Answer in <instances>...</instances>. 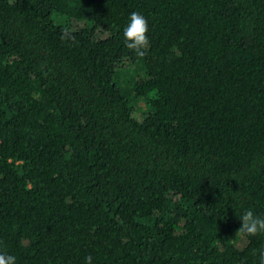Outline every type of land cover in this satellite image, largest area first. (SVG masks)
Listing matches in <instances>:
<instances>
[{"label": "trees", "instance_id": "trees-1", "mask_svg": "<svg viewBox=\"0 0 264 264\" xmlns=\"http://www.w3.org/2000/svg\"><path fill=\"white\" fill-rule=\"evenodd\" d=\"M247 210L264 216V0H0V253L260 264L264 233L236 242Z\"/></svg>", "mask_w": 264, "mask_h": 264}, {"label": "clouds", "instance_id": "clouds-1", "mask_svg": "<svg viewBox=\"0 0 264 264\" xmlns=\"http://www.w3.org/2000/svg\"><path fill=\"white\" fill-rule=\"evenodd\" d=\"M129 20L130 22L122 33L124 44L128 49L134 50L137 55L142 56L149 47L148 22L143 15L137 12L131 13ZM239 218L242 220V226L237 234L243 237L264 233V216H257L252 210H247ZM0 264H16L15 257L0 253ZM86 264H92L91 256L86 257ZM260 264H264V252L260 254Z\"/></svg>", "mask_w": 264, "mask_h": 264}, {"label": "rangeland", "instance_id": "rangeland-1", "mask_svg": "<svg viewBox=\"0 0 264 264\" xmlns=\"http://www.w3.org/2000/svg\"><path fill=\"white\" fill-rule=\"evenodd\" d=\"M56 19H59V18H57L56 17ZM64 22H65V18H61ZM61 20V21H62ZM68 24L70 25V26H80L81 24H82V21H80V20H76V19H69L68 20ZM102 34V33H101ZM130 71V70H129ZM129 71H127V70H121L120 71V74H119V76H120V79H121V81L124 79V77L125 76H127V73L129 72ZM141 104H142V101L139 99V100H137V102H135L132 106H133V114H134V116H136V117H138V118H140L141 117V113H140V109H139V107L141 106ZM238 244H241V243H243L244 242V238L241 236V235H239L238 236V238H237V241H236Z\"/></svg>", "mask_w": 264, "mask_h": 264}]
</instances>
